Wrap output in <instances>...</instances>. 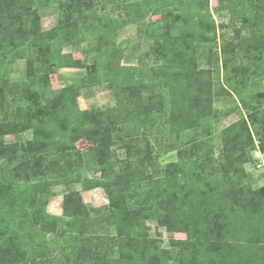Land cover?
<instances>
[{
  "label": "trees",
  "instance_id": "obj_1",
  "mask_svg": "<svg viewBox=\"0 0 264 264\" xmlns=\"http://www.w3.org/2000/svg\"><path fill=\"white\" fill-rule=\"evenodd\" d=\"M217 1L248 25V37L218 42L210 0H56L50 30L36 0H0V264H264V186L254 188L245 168L254 151L264 154V93L255 91L264 79V0ZM100 5L123 21L100 15ZM151 15L159 19L145 25ZM128 23L146 27L155 64L122 63L117 38ZM87 33L98 54L88 67L64 53ZM18 60L26 78L13 82ZM83 67L81 86L108 84L114 107L81 110L79 88H53L59 69ZM230 96L240 105L218 110ZM234 112L216 156V125ZM28 132L24 143L6 141ZM86 137L88 166L77 146ZM148 137L165 140L177 159L159 166ZM76 184L101 188L108 206L93 215ZM60 185L68 191L57 217L47 206ZM148 221L185 238L165 248Z\"/></svg>",
  "mask_w": 264,
  "mask_h": 264
},
{
  "label": "rangeland",
  "instance_id": "obj_2",
  "mask_svg": "<svg viewBox=\"0 0 264 264\" xmlns=\"http://www.w3.org/2000/svg\"><path fill=\"white\" fill-rule=\"evenodd\" d=\"M211 8L213 11V16L216 20L218 26V37L220 39L227 38L229 40L235 38L240 34V38H245L250 35V28L247 24L240 21L234 20L231 16V11L229 10H219V4L217 0H210ZM36 8L41 13L42 17V28L44 30H50L57 24L58 20V9L56 0H36ZM100 15L104 17H110L119 22L123 21L124 15L117 9L114 10L111 6L100 5L98 8ZM239 13V12H238ZM159 19L157 15H151L144 22L147 25L150 22ZM234 21V22H233ZM145 26L140 24H126L119 29V36L117 38V44L125 50V56L122 61L124 65L135 66L138 64L139 59L145 58L147 66L155 64V57L153 55H147L150 52L152 46V40H150L145 33ZM83 42L79 45H74L64 49V53L72 54L76 59L82 60L88 67L94 64L97 58V42L91 34H83ZM219 44V43H218ZM220 45L214 47L213 50H220ZM203 51V49H202ZM208 51V49H207ZM86 67L83 68H63L59 69L56 74L51 75V82L54 89H61L63 87L73 85L80 89V95L77 98L78 106L81 110H106L115 106L116 101L112 91L108 84L83 87L81 83L86 77ZM203 68L206 65H202ZM10 79L13 82L21 81L26 78V61L18 60L9 70ZM224 75V73H222ZM254 82V81H251ZM256 92L264 93V79L258 82ZM240 105L239 100L235 96L227 97L222 101L216 103V108L220 109H230L235 108ZM238 112H234L228 117H223L216 125L214 150L215 155L218 156L222 149L220 132L227 126L236 122L239 119ZM32 137L31 132L24 133L18 136H8L6 141L8 143L20 142L24 143L30 140ZM149 138V137H148ZM150 144L155 148L154 157L159 166L164 167L167 163L175 161L177 159L176 153H166V143L165 140H160L157 142L154 137L149 138ZM258 144V143H257ZM78 148L84 156V163L92 165L93 162V148L92 141L90 137L82 139L78 143ZM118 154L121 158H125V150L117 149ZM253 161L245 166L246 171L252 176V184L254 188H259L264 186V154L259 150L254 151ZM83 174L87 178H99L100 173H95L93 170L85 168ZM73 190L79 191L84 203L92 210L94 215L95 209L107 207L109 200L105 192L100 188L91 189L90 193H86V189L81 184H76L73 186ZM68 189L64 185H60L53 188V197L50 200L47 211L50 214H55L57 216L63 214V200L64 195L67 193ZM148 227L150 228V235L153 237H158L162 241V246L165 248L171 247L172 240L184 239L185 234L183 233H169L166 228L159 225L156 221H148ZM112 235H115V231L110 229ZM60 262V260H55V263Z\"/></svg>",
  "mask_w": 264,
  "mask_h": 264
},
{
  "label": "crops",
  "instance_id": "obj_3",
  "mask_svg": "<svg viewBox=\"0 0 264 264\" xmlns=\"http://www.w3.org/2000/svg\"><path fill=\"white\" fill-rule=\"evenodd\" d=\"M90 192H92V191H90V190H87V191H86V193H90ZM52 215L57 216V215H55V214H52ZM60 216H62V214L59 215V216H57V217H60Z\"/></svg>",
  "mask_w": 264,
  "mask_h": 264
}]
</instances>
